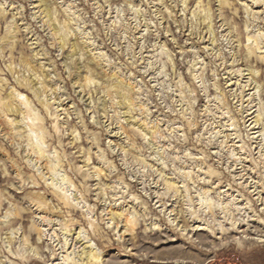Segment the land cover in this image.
I'll use <instances>...</instances> for the list:
<instances>
[{"label":"clouds","instance_id":"obj_1","mask_svg":"<svg viewBox=\"0 0 264 264\" xmlns=\"http://www.w3.org/2000/svg\"><path fill=\"white\" fill-rule=\"evenodd\" d=\"M191 2L195 8L189 16L190 0H139L138 6L136 0H50L51 11L41 17L43 24L36 25L50 38L45 41L33 39L31 26L19 29L9 21L6 10H11L12 0H0V61L11 62L19 49L20 58L37 65L42 77L25 71L16 81L4 84L5 69L0 67V95L7 92L14 98L13 89L30 92V111L48 151L76 149L70 156L72 167L67 169L76 181L74 195L83 212L71 221L84 229L76 264L98 260L96 245L105 246L111 237L110 222H125L131 233L141 224L160 219L157 214L173 200L172 219L195 216L213 232L227 233L226 224L234 223V216L243 217L245 210L237 209L227 191L217 188L232 182L231 165L240 167L244 159L257 164L264 190V17L250 11L241 17L240 0ZM109 17H114L112 23ZM21 31H26V37L20 36ZM229 63L232 77H247L235 93L219 83ZM73 76L79 83H73ZM246 84L254 89L247 104L240 96ZM53 94L57 101L63 98L74 106L67 112H53ZM249 109L257 114L251 127L245 122L251 116ZM88 112L96 117L91 123L85 122ZM112 129L119 142L104 146L105 133L111 135ZM30 132L19 137L20 147H27L29 156L38 155L32 151ZM77 136L102 149L93 157L103 169L91 177L98 181L95 186L82 183L76 173L75 160L88 154L81 153ZM67 137L73 139L63 143ZM230 140L240 143L230 144ZM254 142L259 153L253 152ZM237 148L246 155L238 156ZM106 182L112 186L106 187ZM200 197L211 208L200 206ZM92 199L96 205L89 207L86 202ZM224 200L231 201L226 209ZM113 204L124 209L113 213ZM100 205L104 212L97 215ZM8 215L0 202V255L30 258L35 250L24 252L30 246L18 240L19 229L9 230ZM54 239L51 251L41 249L48 254L46 264H53V254L65 251L63 237ZM0 264L13 261L5 257Z\"/></svg>","mask_w":264,"mask_h":264},{"label":"rangeland","instance_id":"obj_2","mask_svg":"<svg viewBox=\"0 0 264 264\" xmlns=\"http://www.w3.org/2000/svg\"><path fill=\"white\" fill-rule=\"evenodd\" d=\"M138 5L139 0H136V6ZM51 6L50 0H43V2L30 0L27 3L25 0H12L11 10H6L7 19L13 21L19 29L27 30L31 26L34 29L33 39L40 37L47 41L50 38H45L44 33L36 25L43 24L41 17L51 11ZM213 7L215 8L216 5ZM237 7L240 9L241 17L247 15L249 11L258 17H264V0H240V5ZM194 8L195 4L190 0L189 16L192 14L191 9ZM33 15L37 17L36 20L32 19ZM113 19L114 17H109L108 22L112 23ZM55 29L56 26L53 25V30ZM20 36L26 37V31H21ZM166 37L167 33L162 39ZM185 42H187L186 38ZM204 46L209 47L207 40L204 41ZM64 55H68L67 50ZM44 66L47 67L46 64ZM0 67L5 69L2 73L4 84L16 81L19 74L25 71H34L38 79H42L39 77L38 66L28 62L27 59H21L19 49L12 54L11 62L0 61ZM222 71L223 76L219 79V83L230 92H237L239 85L247 81V77L241 80L238 76H231V63ZM72 81L79 83L76 76L72 77ZM41 87H48V85L42 84ZM13 91L17 94L14 98H10L7 92L0 95V202H3V209L9 214L7 220L9 230L19 229L18 240L27 241L30 246L25 248L24 252L31 250L35 252L30 258L20 260H17L14 254L4 253L0 255V260L7 257L8 260L13 261V264H46L48 254L41 249L51 251L52 246L56 244L54 238L63 237L61 241L63 247L66 240L69 242L68 253L82 246L79 239L84 229L79 222L73 225L71 221L76 218V214L82 217L83 212L79 200L74 195L77 192L76 181L67 174V169L72 167L70 156L76 149L75 147L54 148L49 152L47 141L39 131L37 118L30 111L31 93L23 89H13ZM252 91H254L252 86L246 84L245 89L240 92L245 104ZM19 94L22 96V101ZM80 95L84 96V93ZM52 102V111L57 113L67 112L74 106L71 101L65 102L63 98L57 101L55 94L52 95ZM12 104L13 107L19 108L18 114L9 112ZM249 111L251 116L246 118L245 122L251 127L252 121L257 119V114L251 109ZM86 115L88 117L86 123L96 119L90 112ZM224 120L227 122V115L224 116ZM62 123L63 121H60L56 127L59 128ZM28 129L31 130L29 140L32 151L37 153L42 151L45 155L44 160L39 154L29 156V149L20 147L19 137ZM257 130L252 127L253 132ZM76 131L79 132V129ZM229 131L232 129L229 128ZM115 133L116 129H112L111 135L105 133L104 146L119 142V136ZM72 139L67 137L63 143H68ZM76 139L81 146V153H88L80 155L75 160L78 178L82 183L95 186L98 181L91 177L96 175L97 169L100 171L103 169L93 157L99 155L102 149L88 145L87 141L79 136ZM228 143L239 144L240 141L230 140ZM236 152L238 156L246 155L241 153L239 148ZM253 152H260L255 142ZM227 167L226 164L225 168ZM257 172V164L252 159H244L240 161V167L236 164L231 165L229 179L232 182L218 185V191H227L232 200L236 201L237 209L245 210L243 217L234 216L235 222L226 224V227L230 229L227 233L219 229L213 232L205 220L195 216L188 220L172 219L175 215L176 203L173 200L164 205L162 211L157 214L160 219L155 220L151 225L141 224L131 233L126 231L125 222L118 224L114 221L110 222L108 229L111 237L105 242V246L101 247L99 244L96 246L104 254V260H108L106 264H264V204L260 203L264 201V190L260 187V177ZM111 186L110 182H106V187ZM153 191L155 192L156 189L154 188ZM199 199L200 206L208 204L211 208L209 201L203 197ZM155 201L154 197L153 207H155ZM86 203L92 207L96 205V200L92 199ZM229 203H231L230 200L223 201L225 209ZM123 209L122 204L111 206L113 213H119ZM95 211L97 215L103 214L104 205H100ZM91 219L95 222L96 217L93 216ZM79 234H81L80 238ZM121 236L122 239L118 238ZM84 238L87 240V236ZM38 243L40 247H37ZM93 243L96 242L93 241ZM66 255V249L60 255L53 254V264H68L63 261Z\"/></svg>","mask_w":264,"mask_h":264},{"label":"bare ground","instance_id":"obj_3","mask_svg":"<svg viewBox=\"0 0 264 264\" xmlns=\"http://www.w3.org/2000/svg\"><path fill=\"white\" fill-rule=\"evenodd\" d=\"M42 2H43V0H42ZM46 9V8H45ZM36 70V69H35ZM34 72V71H33ZM19 98H20V100L22 99V96L19 94ZM22 101V100H21ZM4 105V104H3ZM6 106V105H5ZM10 107V106H9ZM7 109V108H6ZM9 110V109H8ZM5 112V111H4ZM9 112H11V113H15V114H18L19 113V108L17 107V106H15V107H13V104H12V107H11V110L9 111ZM24 114V113H23ZM33 123V122H32ZM10 125V124H9ZM33 125H34V123H33ZM36 150V149H35ZM35 153H37L36 151H34ZM37 154H39V156L44 160L45 158V155H44V153L42 152V151H39V153H37ZM38 156V157H39ZM37 157V158H38ZM39 157V158H40ZM48 220V219H47ZM125 226V225H124ZM127 228V227H126ZM126 231H128L127 229H126ZM80 235L81 234H79V238H80ZM79 243L81 244L82 242H81V238L79 239ZM83 246V245H82ZM81 246V247H82ZM80 247V248H81ZM66 250H67V255L65 256V258H63V261L65 262V263H68V264H76V259H77V252H75L76 250H78V249H74L71 253H68V250H69V242L66 240V242H65V247H64ZM103 253L100 251L99 252V257H98V260H96V261H94V264H106L107 262H108V260L107 261H105L104 260V258H103ZM64 262H62V263H64Z\"/></svg>","mask_w":264,"mask_h":264}]
</instances>
